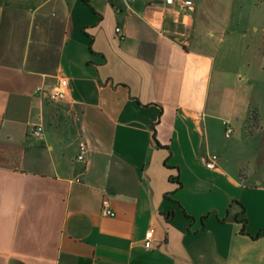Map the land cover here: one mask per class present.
<instances>
[{
    "label": "crops",
    "instance_id": "1",
    "mask_svg": "<svg viewBox=\"0 0 264 264\" xmlns=\"http://www.w3.org/2000/svg\"><path fill=\"white\" fill-rule=\"evenodd\" d=\"M193 1L0 0V264H264V168L204 163L225 123L260 149L263 115L214 112Z\"/></svg>",
    "mask_w": 264,
    "mask_h": 264
},
{
    "label": "rangeland",
    "instance_id": "2",
    "mask_svg": "<svg viewBox=\"0 0 264 264\" xmlns=\"http://www.w3.org/2000/svg\"><path fill=\"white\" fill-rule=\"evenodd\" d=\"M195 1L198 6L197 33L211 42V52L216 59L214 81L219 72L227 74L221 83L225 85L212 89L210 105H215L217 110L214 112L219 113L222 122L230 119L235 122L242 117L247 106L263 115L261 130L264 131V0ZM251 25L254 30L259 29L254 32V37L251 35L253 31L243 32ZM247 44L250 47H246ZM248 76L251 82H248ZM252 82L255 89L249 87ZM250 119L253 121L257 117L251 114ZM214 136L212 153L220 156L229 168H245L247 171L253 167L264 168V142L261 141V148L257 149L259 141L255 137H244L237 130L231 138L225 137L223 129ZM253 149L258 151L257 156H253ZM258 178L264 179V176L258 174Z\"/></svg>",
    "mask_w": 264,
    "mask_h": 264
},
{
    "label": "built area",
    "instance_id": "3",
    "mask_svg": "<svg viewBox=\"0 0 264 264\" xmlns=\"http://www.w3.org/2000/svg\"><path fill=\"white\" fill-rule=\"evenodd\" d=\"M161 2L165 3L167 6L174 8L175 10L179 11L183 14H192L195 11V3L193 0H160ZM117 35L123 38V33L120 28L116 29ZM68 85L67 79H61L58 84L51 88L49 91V96L51 99L54 100H62L66 97V88ZM37 92H41V88L37 89ZM233 128L228 124L225 123V137L230 138L233 134ZM44 128L43 126L37 125L32 130V135L39 138L43 135ZM88 155V146L85 141L79 142L78 145V154L77 160L81 162H85ZM217 162H218V155L216 154H209L205 160V166L208 170H216L217 169ZM101 215L105 217H115V212L112 210L110 201L108 199H104L101 203ZM153 245V231L149 230L145 236L144 247L146 250H150Z\"/></svg>",
    "mask_w": 264,
    "mask_h": 264
},
{
    "label": "trees",
    "instance_id": "4",
    "mask_svg": "<svg viewBox=\"0 0 264 264\" xmlns=\"http://www.w3.org/2000/svg\"><path fill=\"white\" fill-rule=\"evenodd\" d=\"M83 1H85L86 3H88V2H89V0H83ZM153 140H154V142H155L156 146H158V147H161V145H160V143H159V141L157 140V138H156V136H155V135L153 136ZM172 180L174 181V179H173V178H172ZM180 185H181V184H180ZM258 236H260V234H259Z\"/></svg>",
    "mask_w": 264,
    "mask_h": 264
}]
</instances>
